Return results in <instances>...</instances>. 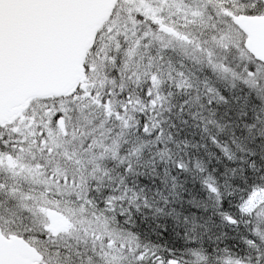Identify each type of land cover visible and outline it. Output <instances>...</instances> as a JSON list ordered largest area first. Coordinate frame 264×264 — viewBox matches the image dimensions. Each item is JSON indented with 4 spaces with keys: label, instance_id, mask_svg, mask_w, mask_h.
Listing matches in <instances>:
<instances>
[{
    "label": "snow or ice",
    "instance_id": "obj_1",
    "mask_svg": "<svg viewBox=\"0 0 264 264\" xmlns=\"http://www.w3.org/2000/svg\"><path fill=\"white\" fill-rule=\"evenodd\" d=\"M0 264H264V0H0Z\"/></svg>",
    "mask_w": 264,
    "mask_h": 264
}]
</instances>
